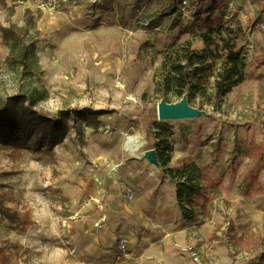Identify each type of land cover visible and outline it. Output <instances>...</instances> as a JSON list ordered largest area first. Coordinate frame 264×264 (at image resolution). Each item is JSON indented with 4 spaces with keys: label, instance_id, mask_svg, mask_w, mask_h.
<instances>
[{
    "label": "rangeland",
    "instance_id": "rangeland-1",
    "mask_svg": "<svg viewBox=\"0 0 264 264\" xmlns=\"http://www.w3.org/2000/svg\"><path fill=\"white\" fill-rule=\"evenodd\" d=\"M172 1L0 0V25L26 28L32 50L26 64H13L15 53L0 32V101L27 93L43 112L67 111L70 126L55 147L56 162L0 147V191L13 196L4 204L22 216L29 212L32 219L22 231L0 215V248L10 264H140L130 240L143 230L139 216L153 215V199L159 200L158 191L146 185L153 174L167 177L144 152L157 154L161 138L173 147L170 166L181 167L175 162L192 156L209 177L222 179L219 193L212 195V215L198 220L207 225L201 236L208 239L220 238L215 232L226 224L215 247L218 264L226 259L230 264L234 255L225 233L232 237L235 254L243 255L238 264H249L263 252L264 192L248 196L246 190L253 174L264 186V0H208L201 5L198 26L187 33L184 26L194 19L171 23L167 10ZM189 2L195 18L198 0ZM211 24L242 25L245 36L238 43L246 46L250 62L246 83L217 103L198 96L192 102L201 110L198 117L160 120L158 103L164 97L156 90V79L164 53L174 41L195 43L198 31ZM170 100L178 99L173 95ZM84 107L106 113L97 129L83 125L81 136L76 110ZM155 122L166 129L161 137ZM137 132L146 140L140 158L123 148L127 135ZM113 179L119 181L117 189L107 190ZM224 186L233 189L230 196ZM161 192L166 194L160 200L166 228H174L171 218L177 214L181 225L188 226L180 211H171V189ZM134 205L143 212L138 214ZM174 205L180 207L178 200ZM105 221L106 228L101 226ZM177 236L173 246L179 257L191 261L176 245L186 238L182 232ZM121 239L126 240V255L120 252Z\"/></svg>",
    "mask_w": 264,
    "mask_h": 264
},
{
    "label": "trees",
    "instance_id": "trees-1",
    "mask_svg": "<svg viewBox=\"0 0 264 264\" xmlns=\"http://www.w3.org/2000/svg\"><path fill=\"white\" fill-rule=\"evenodd\" d=\"M140 1V0H139ZM208 0H198V11L194 20L184 26V33L201 21V5ZM142 3V2H140ZM101 6V5H99ZM210 10L214 7L210 6ZM179 24V23H178ZM2 41L9 46L15 55L11 57L13 64H26L30 52L25 37L27 29L15 25H0ZM244 35L241 24L209 25L207 30L199 31L204 47L197 49L190 39L169 44L156 79V90L162 92L167 101L175 96L178 100L187 95L189 103L198 96H206V101L215 103L222 101L247 78V52L245 45L238 41ZM216 65H218L216 67ZM214 78L213 82L210 81ZM208 85L212 88L208 93ZM37 99L27 93L8 95L0 101V147L13 151H29L38 160L56 162V145L62 143L70 130L68 112L50 114L36 108ZM80 121L78 133L84 135V127L97 129L101 124V115L106 110L84 107L76 110ZM160 130L157 137L166 133L160 122H155ZM157 159L162 172L176 183V198L185 218L189 221L199 220V215H210L212 190L215 192L217 183L210 180L205 169L192 156L183 160L182 166H170L172 145L169 140L161 138L158 142ZM264 189L259 176L254 175L248 186L249 193H261ZM4 200H13V196L0 191V215L13 227L22 231L32 222L30 213L25 215L4 204ZM3 264H10L5 250L0 248ZM252 264H264V251L259 259Z\"/></svg>",
    "mask_w": 264,
    "mask_h": 264
},
{
    "label": "crops",
    "instance_id": "crops-1",
    "mask_svg": "<svg viewBox=\"0 0 264 264\" xmlns=\"http://www.w3.org/2000/svg\"><path fill=\"white\" fill-rule=\"evenodd\" d=\"M244 36L245 35H243L242 38H244ZM193 44L197 49H201L204 47V42L201 39V37H198L197 41H195V43L193 42ZM246 52H247V61H248V50H247V48H246ZM249 67H250V62H248V66L246 69L247 70L246 80L242 84H240L238 87H236L228 95H230L234 91L240 89L246 83V81L250 75ZM186 157H188V156H185L181 162H180V160L175 162V164L180 165V163H183V160ZM259 161H260V158L255 159L256 163H258ZM173 167H175V165H173ZM118 170H119V168L115 169V171H118ZM254 175H258V174H253L252 176H254ZM152 176L153 177L150 178L149 186L146 185V183L144 181H143V183H144V185L147 186V189H152V191H155V192L158 191V199L159 200L153 199V203H152V204H154L153 208L155 209V207H156L155 211H152L153 215L148 216L147 215L148 212L147 213L145 212V214H141V216H139V218L137 216L139 223L142 225L140 227H143L142 228L143 230L141 231V233H137L136 235H134L135 237H133L130 240V244L132 243L134 245V246H132V244H131V248L134 250V252H136L137 262H139L140 264H218L217 250H215V247H217L219 245L221 237H223L222 229L226 227V224H224V226L221 228V232L220 231L215 232L220 236V238L218 237V238H210V239H208L206 236H204V237L201 236V232L208 229L206 227L207 226L206 224L200 225V223H198V220H195V221H189L190 222L189 225L183 227L181 225L182 224L181 223V217L179 214H177L175 216L176 218H171L172 222L174 223L172 225L174 228L171 229L169 226L166 228V224H164V222L167 221L168 217H167V214L162 209V206L160 204V200L164 196L166 197V194L165 193L162 194L161 191H163L164 189L166 190L167 187H169V190L171 189V191H172L171 195H173V197H171V200L169 201L171 203V205L173 204V206H170L171 211H173V212L180 211V213H182L184 218H185V216H184L183 212H181L182 211L181 206L179 207L177 205H174V204H176V201H177L176 183L174 181H172L168 175H167V177H164V178L161 177V174H158V175L153 174ZM252 176H251V178H252ZM209 179L216 182L217 186H218V188H217V190H215V192H213V190H212V195L219 193L218 192L219 191V184L222 181V179H220V178L217 179L216 177L213 178L211 175H210ZM259 179H260V177H259ZM103 181H105V183H106L105 177H104ZM118 182H119L118 180L113 179V180H111V183L106 184L105 187L107 190L109 189L111 191H115L117 189L116 184H118ZM121 184H122V186L125 185L123 187L127 186L126 183L121 182ZM222 185H220V187ZM224 187H225V190L228 191V196H230L233 193L232 192L233 189H231V186H229V187L224 186ZM263 192H264V189L261 193H263ZM246 193L248 196H250L252 194H261V193H249L248 192V186H247ZM212 200H211L210 205H209L210 215L208 217H210L212 215V212H211ZM230 200H232V199H230ZM134 207H136L135 209H136L138 214L143 212V210L140 206L134 205ZM226 212H229V211L227 210ZM113 215L114 214H112L111 216H113ZM105 217H109V214H107ZM204 217H206V216H204ZM200 218H201V215H199V219ZM108 224H109L108 221H105L104 224H103V222L101 223V226H105V228H106ZM152 231H156V234L153 235ZM181 232H182V235L184 236V238H186V242H179V243L180 244L192 243L195 246V249L197 250V252L199 254V258L196 259V258L192 257L193 260L191 259V261H186L184 258L179 257V254L177 253L175 246H173V241H174V239H175V241H179V238L177 235H180ZM232 233H234V232H232ZM180 241H182V240L180 239ZM225 241L229 246H230V243L232 244L231 249H232V251H234V252H232L234 255L233 256L231 255V257H230V259L232 258L231 263L238 264L240 262V258L243 255L241 253H237V255L235 254L236 249L233 248L232 237L228 236L227 233H225ZM258 259H259V257H258ZM257 260L254 258V260L253 261L251 260L252 262H250L249 264H252L253 262H255ZM229 261H230L229 259H226L223 262L225 264H227Z\"/></svg>",
    "mask_w": 264,
    "mask_h": 264
},
{
    "label": "water",
    "instance_id": "water-1",
    "mask_svg": "<svg viewBox=\"0 0 264 264\" xmlns=\"http://www.w3.org/2000/svg\"><path fill=\"white\" fill-rule=\"evenodd\" d=\"M200 114L201 110L189 103L186 94L174 102L162 98L158 103V117L160 120L195 118ZM144 158L156 166L160 165L154 150H145Z\"/></svg>",
    "mask_w": 264,
    "mask_h": 264
},
{
    "label": "built area",
    "instance_id": "built-area-1",
    "mask_svg": "<svg viewBox=\"0 0 264 264\" xmlns=\"http://www.w3.org/2000/svg\"><path fill=\"white\" fill-rule=\"evenodd\" d=\"M168 7H169V10H167V11H168V15H169L171 23L173 20L178 19L179 24L185 25L188 23V21L190 19H193V16H192L193 8H192L189 0H173L171 3H169ZM146 23H148V22H146ZM198 33H199V31H198ZM127 194L131 199L134 198V193L132 192L131 188L127 189ZM176 245L180 250L189 253L192 257H194L196 259L199 258V254H198L197 250L195 249V246L192 243H187V244L178 243ZM230 246H232V245L230 244ZM119 247H120V252L121 253L123 252V254L126 255L127 254V252H126V247H127L126 240L121 239Z\"/></svg>",
    "mask_w": 264,
    "mask_h": 264
},
{
    "label": "bare ground",
    "instance_id": "bare-ground-1",
    "mask_svg": "<svg viewBox=\"0 0 264 264\" xmlns=\"http://www.w3.org/2000/svg\"><path fill=\"white\" fill-rule=\"evenodd\" d=\"M146 140L139 132L127 135L124 141V150L129 153V155L140 158L141 149L144 147Z\"/></svg>",
    "mask_w": 264,
    "mask_h": 264
}]
</instances>
